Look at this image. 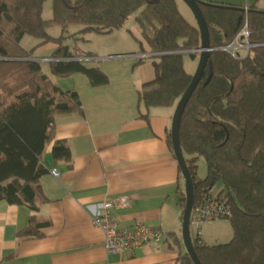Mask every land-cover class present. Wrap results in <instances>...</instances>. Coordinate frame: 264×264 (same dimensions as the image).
I'll list each match as a JSON object with an SVG mask.
<instances>
[{"label":"trees","instance_id":"1","mask_svg":"<svg viewBox=\"0 0 264 264\" xmlns=\"http://www.w3.org/2000/svg\"><path fill=\"white\" fill-rule=\"evenodd\" d=\"M51 3L52 17L43 18ZM177 0H0V203L24 206L31 212L28 226L17 234L22 240L42 239L37 204L47 203L40 179L48 173L42 164L46 147L54 140L57 116L83 115L74 90L62 91L43 74L34 54L46 44L56 46L46 63L53 76L84 75L90 86L108 84L92 58L79 47L88 33L108 35L137 21L145 44L153 54L154 79L137 92V108H173L187 89L191 75L183 57L198 58L196 24L188 22ZM208 28L209 52L204 73L182 114L179 141L194 186V205L202 194L217 188L216 196L230 207L232 238L228 243L206 245L200 237L192 244L200 264H264V13L254 7L207 2L199 4ZM245 23L253 47L247 55L232 58L220 48L230 44ZM58 27L59 37L48 30ZM78 28L74 34L69 31ZM29 36L40 41L30 50L21 46ZM72 40L73 50L66 43ZM143 63L137 60L135 65ZM148 119L147 113L140 116ZM167 145L172 151L171 136ZM54 161L69 160L65 143L52 148ZM203 160L204 178L197 177ZM185 194L180 198L183 210ZM172 247L183 249L175 264H193L181 236L169 234Z\"/></svg>","mask_w":264,"mask_h":264},{"label":"crops","instance_id":"2","mask_svg":"<svg viewBox=\"0 0 264 264\" xmlns=\"http://www.w3.org/2000/svg\"><path fill=\"white\" fill-rule=\"evenodd\" d=\"M202 1L264 11V0ZM137 17L124 29L139 46V42L145 43ZM124 33L118 30L103 35L107 48L87 53L95 58L124 55L117 49L125 39ZM39 42L34 39L28 49L22 47L30 50ZM67 46L72 52L73 45ZM82 46L80 49L86 53ZM55 48L53 44L44 45L34 54L35 60L49 58ZM132 52L145 55L143 63L135 65L137 60L124 58L86 64L98 66L108 77V84L99 87L90 86L81 74L55 77L48 64H41L52 84L77 93L83 115L57 116L54 140L42 156L48 173L40 179V187L47 203L37 204L35 217L38 223H50L41 229L44 237L19 239L17 234L28 226L32 212L24 206L0 203V264H175L183 252L172 247L168 237L181 236L180 198L184 192L178 164L166 141L176 105L148 112L138 110L137 92L154 79L149 59L153 54L142 52L140 47ZM191 61L197 64L198 58ZM145 113L147 121L140 117ZM57 142L69 147V160L54 161L52 148ZM51 170H57L58 179ZM121 195L130 199L128 208L116 213L121 226L142 222L164 236L159 244L147 246L131 257L108 255L101 232L91 223V215L100 204Z\"/></svg>","mask_w":264,"mask_h":264},{"label":"built area","instance_id":"3","mask_svg":"<svg viewBox=\"0 0 264 264\" xmlns=\"http://www.w3.org/2000/svg\"><path fill=\"white\" fill-rule=\"evenodd\" d=\"M249 37L250 33L247 24L245 23L244 27L236 35L234 40L230 44L220 48V50L229 54L232 58L247 55L249 50L253 47L249 44ZM192 52L196 53L195 50ZM145 57V55L131 54L107 56L102 59L93 57L80 58L78 61L86 63L124 58L140 60ZM36 61L44 64L51 60L46 58ZM50 173L55 179L59 178L57 170H51ZM129 201L130 199L127 195L116 196L100 204L98 211L91 215V223L94 228L101 232L103 236V247L108 255L120 254L131 257L147 246L159 244L164 238L159 230L149 227L142 222H135L128 227L120 225L116 213L127 209ZM230 217V207L224 202V200H222V198H219L212 193L202 194L199 196L197 204H193L190 215V229L196 227V237H200V226L203 223L228 221ZM191 238H193L192 235Z\"/></svg>","mask_w":264,"mask_h":264},{"label":"water","instance_id":"4","mask_svg":"<svg viewBox=\"0 0 264 264\" xmlns=\"http://www.w3.org/2000/svg\"><path fill=\"white\" fill-rule=\"evenodd\" d=\"M181 1L187 6V8L191 12L195 20V24L200 35V47L199 49L195 50V52L198 53L199 55L196 70L194 74L191 76L190 84L188 85L187 89L182 94V96L179 98L175 106L172 117L171 128H170V136H171L172 152L176 159L181 177L184 182L185 202L182 210L181 240L183 247L185 249V253L189 256L193 264H200L193 249L192 238L190 234V215L194 204V186L185 158L182 154L180 141H179V126L184 109L204 73L211 48L209 45L208 28L206 26L205 20L199 8L200 3L206 4L207 2H204L202 0H181ZM243 11L248 12L249 10L244 8ZM256 12L264 13V11H256Z\"/></svg>","mask_w":264,"mask_h":264},{"label":"rangeland","instance_id":"5","mask_svg":"<svg viewBox=\"0 0 264 264\" xmlns=\"http://www.w3.org/2000/svg\"><path fill=\"white\" fill-rule=\"evenodd\" d=\"M178 9H179L181 15L188 22H190L191 24H195V20L192 16L191 12L189 11L187 6L181 0H178ZM135 16H137V14ZM135 16L130 18L129 23H128L129 26H131V24H133ZM51 17H52L51 3L47 2L44 6V9H43V18H44V20H48ZM77 29L78 28H72V29H70L69 33L74 34L77 31ZM121 30L123 32H125L124 33L125 39L122 40V42L117 46V49L119 51H121L120 53H122L124 55L134 53L132 51L139 49L138 43L136 42L134 36L131 33L126 31L125 29H121ZM48 33L50 36L57 38L60 36L61 30L58 27H54V28L49 29ZM83 38L86 39V42L80 43V44L83 45L82 48L86 53L88 51H101L102 49L107 48V46L104 43L105 37L103 35H96L93 33H88V34L84 35ZM31 40H34V39H32L31 37H26L25 40L23 41L22 46L25 49H28ZM67 44L73 45L72 40H69L66 43V45ZM80 44H79V47L81 48ZM94 58H95V56H94ZM97 58L102 59L105 57H97ZM120 60H122V59H120ZM105 61H107V60H100V61H96L94 63L100 64V63L105 62ZM183 63H184L185 70L190 74H194L196 67H197L196 62L192 63L191 59L188 56H184L183 57ZM44 64H46V63H44ZM86 64L90 65L92 63L86 62ZM196 174H197V177H199V178H204L206 175L205 164H204L203 160H201V159H199L197 162ZM216 192H217V188L213 189L211 193L215 195ZM190 231H191L192 237H196V235H197L196 227H192L190 229ZM200 231H201L200 238L202 239L203 243L206 245H210V246L228 243L232 238V229H231V226H230L228 221H222V222H217V223H203L200 226Z\"/></svg>","mask_w":264,"mask_h":264}]
</instances>
